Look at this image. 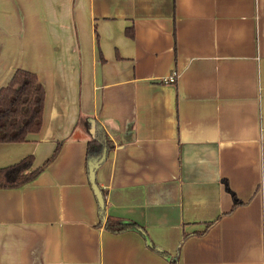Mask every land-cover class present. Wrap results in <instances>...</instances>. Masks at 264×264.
Wrapping results in <instances>:
<instances>
[{"label": "crops", "instance_id": "0c3cea01", "mask_svg": "<svg viewBox=\"0 0 264 264\" xmlns=\"http://www.w3.org/2000/svg\"><path fill=\"white\" fill-rule=\"evenodd\" d=\"M17 69L43 123L0 170L59 151L0 187V264H264V0H0Z\"/></svg>", "mask_w": 264, "mask_h": 264}, {"label": "trees", "instance_id": "16d2710c", "mask_svg": "<svg viewBox=\"0 0 264 264\" xmlns=\"http://www.w3.org/2000/svg\"><path fill=\"white\" fill-rule=\"evenodd\" d=\"M45 96V86L38 81L35 73L27 69L15 71L7 86L0 90V142H24L29 134L40 132ZM96 142H99L98 138H93L88 146L93 147ZM105 147L108 152L113 148L108 142ZM58 151L59 149L55 151L51 159ZM32 164L33 157L29 156L17 164L1 169L0 187H20L33 180L45 164L37 169H32ZM106 227L118 232L128 227V224L111 217L106 220ZM173 262L177 264L175 259Z\"/></svg>", "mask_w": 264, "mask_h": 264}, {"label": "water", "instance_id": "95a60500", "mask_svg": "<svg viewBox=\"0 0 264 264\" xmlns=\"http://www.w3.org/2000/svg\"><path fill=\"white\" fill-rule=\"evenodd\" d=\"M107 157V149L104 148L101 156L97 158H93L88 164H89V181L92 186V190L95 194V197L98 200L99 208L101 211V214L104 213L105 210V197L103 196V192L100 189L97 181H96V171L101 166V163L106 159Z\"/></svg>", "mask_w": 264, "mask_h": 264}, {"label": "built area", "instance_id": "2783aa9c", "mask_svg": "<svg viewBox=\"0 0 264 264\" xmlns=\"http://www.w3.org/2000/svg\"><path fill=\"white\" fill-rule=\"evenodd\" d=\"M176 72H173L171 75L168 76V81L174 82L176 79Z\"/></svg>", "mask_w": 264, "mask_h": 264}]
</instances>
